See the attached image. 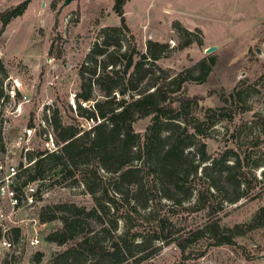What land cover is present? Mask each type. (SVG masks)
<instances>
[{
  "label": "trees",
  "instance_id": "16d2710c",
  "mask_svg": "<svg viewBox=\"0 0 264 264\" xmlns=\"http://www.w3.org/2000/svg\"><path fill=\"white\" fill-rule=\"evenodd\" d=\"M124 4L116 0L114 5L121 25L101 29L79 69L75 111L94 125L85 130L65 123L55 109L57 151L29 153L35 163L24 171L22 185L45 180L48 190L56 185L83 186L93 205L56 200L39 206L35 211L39 224L59 223L44 241L63 250L44 263V253L37 251L32 264H142L156 253V243H173L184 261L197 260L212 248H233L238 237L264 227V205L247 224L222 222L226 204L260 198L255 193L260 181L245 167L248 156L230 148L212 157L204 142L218 124L232 123L238 113L246 112L251 86L210 88L207 96L215 95L218 105L204 107L203 97L187 95V84L206 82L214 59L175 74L163 69L157 62L170 51L169 44L149 40L145 52L129 45ZM24 8L0 14V36ZM190 36L186 31L179 48L190 45L194 40ZM48 54L62 57L53 43ZM5 73L0 62V99ZM255 116L264 132V113ZM147 118L144 134L136 132L134 124ZM262 144L264 139L257 137L253 145ZM184 209L203 212L205 221L179 226L173 218ZM8 237L14 248L3 264L20 263L15 246L23 237L22 229L13 228Z\"/></svg>",
  "mask_w": 264,
  "mask_h": 264
},
{
  "label": "rangeland",
  "instance_id": "374dc122",
  "mask_svg": "<svg viewBox=\"0 0 264 264\" xmlns=\"http://www.w3.org/2000/svg\"><path fill=\"white\" fill-rule=\"evenodd\" d=\"M24 1L0 0V14L13 11ZM115 2L74 0L63 7L65 0H31L24 4L23 13L5 26L0 36V62L5 74L19 78L25 94L33 97L32 117L37 112L42 120L43 111L50 107L52 112L59 109L65 123H74L85 130L94 125V122L78 117L75 111V95L81 81L79 69L101 29L121 25L114 12ZM124 2L129 45L145 52L149 40L169 44L170 51L157 62L163 69H170L175 74L195 67L202 60L210 63V58L214 59L206 82L187 84V95L203 97L204 107L218 105L215 95L207 96L210 88L230 89L236 84H240L241 88L251 86L246 112L238 113L232 123L221 122L204 139L212 157L230 148L241 157H249L245 167L260 181L255 191L260 193V198H243L238 203L226 204L220 214L222 222L228 226L247 224L256 210L264 205V144L253 145L257 137L264 139V132H260L255 116L256 113H264V0ZM186 31L192 34L190 38L194 40L189 46L179 48L186 39ZM198 37L202 43H198ZM52 43L56 53L61 51L60 59L49 56ZM212 46L216 50L207 54L206 49ZM257 49H260L261 55ZM149 122L150 118L137 121L135 131L144 134ZM13 124L12 136H15L25 126L26 120L20 118ZM35 143V151L46 149L43 142L36 139ZM256 162L263 164L252 167ZM56 200H74L88 207L93 206L83 186L56 185L47 190L40 205ZM37 208L39 205L36 209L21 212L17 217L23 237L15 248L16 256L21 255L22 259L14 264H32V257L37 251L44 253V263L63 250V247L44 241V235L59 223L39 224L37 219L33 222ZM173 220L179 226L189 228L202 225L205 214L184 209ZM32 236L39 239L37 246L29 244ZM236 241L237 245L233 248H212L197 260L185 261L175 244L156 243L158 250L142 264H264V227L238 237ZM12 252L0 244V264Z\"/></svg>",
  "mask_w": 264,
  "mask_h": 264
},
{
  "label": "built area",
  "instance_id": "2783aa9c",
  "mask_svg": "<svg viewBox=\"0 0 264 264\" xmlns=\"http://www.w3.org/2000/svg\"><path fill=\"white\" fill-rule=\"evenodd\" d=\"M3 96L0 99V244L9 250L14 248L8 237L12 229L20 227L17 217L25 210L36 209L40 205L38 197L44 199L48 189L44 187L45 180H36L22 185L23 173L30 168L35 160H29V153L35 152V140L45 144V151L56 152L58 146L52 128V111L46 107L44 118L40 120L37 112L33 115L30 108L33 97L25 94L23 83L14 76H7L3 81ZM86 106V104H83ZM48 108V109H47ZM24 118L25 126L15 136L12 130L14 121ZM33 122V126L30 123ZM41 124V125H40ZM36 222V218L32 219ZM31 246H37L39 239L32 236Z\"/></svg>",
  "mask_w": 264,
  "mask_h": 264
},
{
  "label": "water",
  "instance_id": "95a60500",
  "mask_svg": "<svg viewBox=\"0 0 264 264\" xmlns=\"http://www.w3.org/2000/svg\"><path fill=\"white\" fill-rule=\"evenodd\" d=\"M31 0H25L23 3L26 4V3H29ZM72 1L74 0H65V4L64 5H68L70 4ZM216 50V47L215 46H212V47H209L208 49H206V53L209 54V53H212ZM257 52L259 55H261V51L260 49H257Z\"/></svg>",
  "mask_w": 264,
  "mask_h": 264
},
{
  "label": "flooded vegetation",
  "instance_id": "af4514ba",
  "mask_svg": "<svg viewBox=\"0 0 264 264\" xmlns=\"http://www.w3.org/2000/svg\"><path fill=\"white\" fill-rule=\"evenodd\" d=\"M64 4H65V3H64ZM64 4H63V7H66L67 5H64ZM21 5H24V3H21ZM68 5H69V4H68ZM19 6H20V5H17V6L15 7V9L18 8Z\"/></svg>",
  "mask_w": 264,
  "mask_h": 264
}]
</instances>
